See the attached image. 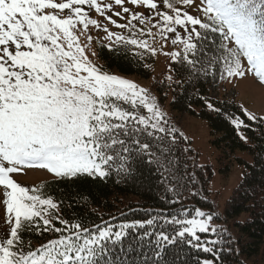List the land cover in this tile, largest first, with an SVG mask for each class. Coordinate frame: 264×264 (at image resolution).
Instances as JSON below:
<instances>
[{
    "label": "snow or ice",
    "instance_id": "6c2138e0",
    "mask_svg": "<svg viewBox=\"0 0 264 264\" xmlns=\"http://www.w3.org/2000/svg\"><path fill=\"white\" fill-rule=\"evenodd\" d=\"M94 39L139 59L162 53L184 70L183 81L170 70L176 84L251 76L264 86V0H0V264H243L233 259L238 241L213 224L217 213L171 207L185 191L198 195L183 182L196 184L187 149L147 88L85 55ZM242 114L229 117L236 129L264 130V116ZM34 169L73 185L147 169L162 177L165 206L144 220L89 225L64 214L76 200L15 178Z\"/></svg>",
    "mask_w": 264,
    "mask_h": 264
},
{
    "label": "trees",
    "instance_id": "16d2710c",
    "mask_svg": "<svg viewBox=\"0 0 264 264\" xmlns=\"http://www.w3.org/2000/svg\"><path fill=\"white\" fill-rule=\"evenodd\" d=\"M92 15L95 16L94 13ZM97 58L98 67L103 72L117 71L144 79L153 76L156 65V57L139 59L133 52L109 50L106 43L98 44ZM170 70H174L172 72L174 79L184 80V70L171 61L167 73L155 82V89L161 100L171 97L170 104L173 110L181 114H196L208 122L211 143L218 150L220 159L227 160L228 169L235 160L246 166L242 180L226 201L224 220L227 223L222 227L228 230L234 242L238 241L239 255L233 259H238L243 264H259L257 260L260 259L256 257L264 260V130L256 122H250L249 129H236L229 117L244 119L241 105L235 99L210 95L211 88L218 87L228 80L202 77L191 84L186 82L176 84L167 80ZM206 101L221 109V112L208 108ZM176 132L181 149H187L184 155L190 165L188 171H194L196 177L195 186L188 183V177H185L183 182L188 184V189L198 192V195L190 196L185 191L184 194L188 198L182 201V205L171 207L213 209L209 189L213 169L211 166L199 165L198 153L193 148L192 140L177 129ZM240 132L248 137L247 141L240 138ZM238 152L250 156L251 162L240 157ZM161 179L156 172L150 173L147 169H141V173L126 179L113 175L104 181L83 180L73 185L52 178L36 187L45 189L56 199L63 196L65 199L71 197L76 200L79 207L64 210V214L69 218L79 216L89 225L104 221L118 225L133 220H144L149 211L165 206L158 199L163 191ZM81 196L84 200H81ZM189 215H194V212ZM47 238L48 235L45 234L43 240ZM31 239L37 246L43 242L40 237L32 236ZM201 256L210 258L203 253Z\"/></svg>",
    "mask_w": 264,
    "mask_h": 264
},
{
    "label": "rangeland",
    "instance_id": "374dc122",
    "mask_svg": "<svg viewBox=\"0 0 264 264\" xmlns=\"http://www.w3.org/2000/svg\"><path fill=\"white\" fill-rule=\"evenodd\" d=\"M126 6L136 10L135 7L130 4H127ZM140 10L143 11V9ZM93 18H98L97 14H95ZM112 30L120 31L114 26L112 27ZM92 34L94 36L97 35L95 29H92ZM81 43L82 45L87 43L85 36H81ZM100 43L101 41L99 39H94L91 47H86L85 50V55L97 66L99 64V60L97 58V47ZM157 47H159V42H157ZM168 50L175 51L176 49L169 44L165 48V51ZM155 57L156 65L154 68V74L151 78L144 79L135 75H124L117 71H113L108 74L129 79L136 82L140 86L147 88L149 92L157 98L160 106L166 114L169 124L192 140L193 148L198 153L197 163L201 166H211L213 169V176L210 179L209 189L211 191V199L214 208L199 209L205 212L212 211L217 213L220 218L214 219L213 224L222 227L227 223L224 220L226 201L231 196L234 188L242 180L246 166L235 160L230 169H228L227 160L220 159L218 150L211 143L208 122L196 114H181L176 110H173L170 104L171 97L161 100L155 89V82L167 73V68L172 60L159 52ZM210 95L212 97L235 99L243 109H247L249 112L254 113L257 116H264V86H261L257 80L251 76L244 79H235L232 82L227 81L218 87H213L211 88ZM238 155L246 161L251 162V157L245 153L238 152ZM53 177L54 176L46 170L40 169L29 170L26 175L15 176L22 186H28L30 188L36 187L42 182L50 180ZM5 230L6 225L4 220V211L0 208V234L4 233ZM256 258L260 259L257 260L259 264H264V260L261 257Z\"/></svg>",
    "mask_w": 264,
    "mask_h": 264
}]
</instances>
